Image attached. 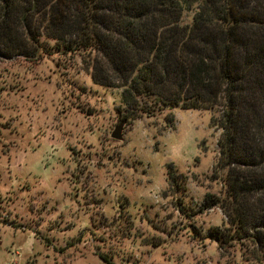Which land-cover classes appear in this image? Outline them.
Returning a JSON list of instances; mask_svg holds the SVG:
<instances>
[{"label": "rangeland", "instance_id": "obj_1", "mask_svg": "<svg viewBox=\"0 0 264 264\" xmlns=\"http://www.w3.org/2000/svg\"><path fill=\"white\" fill-rule=\"evenodd\" d=\"M127 114L81 54L0 58V264H251L210 239L228 228L206 206L225 196L213 115Z\"/></svg>", "mask_w": 264, "mask_h": 264}, {"label": "trees", "instance_id": "obj_2", "mask_svg": "<svg viewBox=\"0 0 264 264\" xmlns=\"http://www.w3.org/2000/svg\"><path fill=\"white\" fill-rule=\"evenodd\" d=\"M54 49L81 54L94 84L121 90L130 121L213 115L225 196L206 206L228 228L210 239L264 264V0H0V58Z\"/></svg>", "mask_w": 264, "mask_h": 264}, {"label": "water", "instance_id": "obj_3", "mask_svg": "<svg viewBox=\"0 0 264 264\" xmlns=\"http://www.w3.org/2000/svg\"><path fill=\"white\" fill-rule=\"evenodd\" d=\"M126 121H123L115 130L112 137L115 140L122 141L123 140V129L125 127Z\"/></svg>", "mask_w": 264, "mask_h": 264}, {"label": "built area", "instance_id": "obj_4", "mask_svg": "<svg viewBox=\"0 0 264 264\" xmlns=\"http://www.w3.org/2000/svg\"><path fill=\"white\" fill-rule=\"evenodd\" d=\"M7 264H10V263H7Z\"/></svg>", "mask_w": 264, "mask_h": 264}]
</instances>
